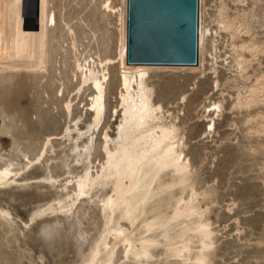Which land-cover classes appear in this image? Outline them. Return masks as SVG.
Instances as JSON below:
<instances>
[{"label":"rangeland","instance_id":"obj_1","mask_svg":"<svg viewBox=\"0 0 264 264\" xmlns=\"http://www.w3.org/2000/svg\"><path fill=\"white\" fill-rule=\"evenodd\" d=\"M122 9V0H0V173L14 170L0 180V264H81L91 240L105 230L90 199L70 218L48 207L79 203L73 183L85 168L75 143L84 138L76 126L84 133L95 118L89 65L107 81L108 109L90 158L95 172L106 161L105 133H117ZM202 10L203 66L154 70L148 80L166 122L179 126L182 156L191 164L185 181L163 172L157 212L169 217L188 202L197 212L175 225L157 259L195 264L172 255L187 238L193 253L208 255V264H264V0H203ZM51 174L55 184L45 178ZM186 223L192 230L184 234ZM200 223L213 232L206 241L196 233ZM144 225L134 230L137 237L148 234ZM120 246L117 264L126 259Z\"/></svg>","mask_w":264,"mask_h":264},{"label":"bare ground","instance_id":"obj_2","mask_svg":"<svg viewBox=\"0 0 264 264\" xmlns=\"http://www.w3.org/2000/svg\"><path fill=\"white\" fill-rule=\"evenodd\" d=\"M122 3L123 9L120 12L122 23L120 64L123 68V73L121 77L122 90L120 92L121 108L120 110L118 107L116 109V112L119 113L118 116L121 117L120 123L116 128L117 133L115 136L111 135L109 132L105 133L101 142V148L105 153L106 161L103 162L102 167L95 172L93 170L94 166H91L93 161L90 158L93 155V150L94 154L97 152V145L99 143L98 137H94L95 129L100 126L108 109L106 99L107 81L105 80L106 75L98 77L95 70L89 65V68H86L87 70L85 71V79L86 81L90 79L94 85L95 94L93 95L91 111L95 115V118L94 122H90L89 130L84 133L80 125L76 126L77 133L81 134L82 138H84L81 142L77 140L75 143V147L79 149L78 153L82 157L83 162H81L84 164L85 168V174L81 175L79 179L73 183L78 195L73 201L74 204H76V201H79V203L74 208L72 205L71 208H68V205L64 203L63 200H59V207L57 205L48 207L49 210H53L54 212H65L57 214L58 217L64 215L69 218L80 211L82 203L86 199L92 200L94 206L99 209L104 219L105 230L98 237L91 240V253L81 264H117L119 257L118 244L124 247V250L121 251L120 249V251L124 253L123 257L126 258L121 264H159L161 261L157 259V249L162 247V244L165 246V243L172 240L174 236L172 234L175 232V225L180 223L179 221L183 218H188V216L190 218L192 212L195 211L194 206L187 201L188 203L182 206L179 205L181 207L177 206L179 208L172 216H162L163 214L161 215V212H157V207L160 205L159 203L164 199V195L161 194V191L156 190L157 187H160L163 183V172L170 170L182 180H187V177L191 175V164L190 160H186V156H182L184 151L180 148L181 140L179 141L177 139V127L179 126H176L177 124L174 123L166 122L163 106L156 103L155 90L151 87L148 80L151 72L154 70L174 69V71H177V69H200L202 65V49L205 44L207 32V28L204 27L203 24V0H200L199 63L196 66L135 65L127 63V0H122ZM110 7L114 8L112 4L109 5V8ZM52 20L55 21L54 14ZM254 90L255 92L257 91L256 89ZM254 98L253 95V99ZM105 122L103 123L105 124ZM102 126L104 127L103 124ZM102 126L100 127L101 129ZM91 130H93V133L86 138V133ZM69 134H72V130ZM66 165L69 166L70 164ZM12 172H14V170L7 167L5 170L1 171L0 180L5 181L11 178L12 176H10V174ZM45 178L52 179L49 181L52 184L56 183V181H53L54 176L52 174L51 176L45 175ZM24 179L27 178H17L15 182ZM18 184L20 183L18 182ZM69 187L70 186H66V189ZM169 190L171 189L169 188ZM100 192L105 193L104 198L100 202H96L95 197L98 196ZM1 210L4 211L3 209ZM43 213H45V211H43ZM150 213H153V218L151 221H148L147 218ZM9 214L10 213L7 212L4 217L8 219ZM121 220L127 221L132 225V229L130 226L124 225ZM140 223H145L143 226V233L148 232V234L137 237L134 234V230ZM202 224L203 227L197 228L196 233H198L202 239L208 236V238H210V235L213 233L212 230L208 228L209 226L206 223ZM205 224L208 227L205 226ZM185 225H187V223ZM188 226L189 225H187V227L182 226L185 227L182 228L184 234L189 231L188 229L190 227ZM197 226H199V224ZM141 228L139 229L140 231ZM190 230L192 229L190 228ZM140 233L141 232H139V234ZM180 239L183 240L182 238ZM186 239L184 240L186 242H183L184 244L182 243L183 245L181 247H177L174 250L175 254L172 255L185 258L187 261L193 260L195 264H208V255H206L204 251L193 253L194 249L191 243ZM190 239L192 240L191 236ZM204 243V246L202 245L203 247H205ZM84 244L86 243L83 242L82 245L79 246L81 247ZM208 245L210 247L212 244Z\"/></svg>","mask_w":264,"mask_h":264},{"label":"water","instance_id":"obj_3","mask_svg":"<svg viewBox=\"0 0 264 264\" xmlns=\"http://www.w3.org/2000/svg\"><path fill=\"white\" fill-rule=\"evenodd\" d=\"M126 61L198 65L199 0H127Z\"/></svg>","mask_w":264,"mask_h":264}]
</instances>
